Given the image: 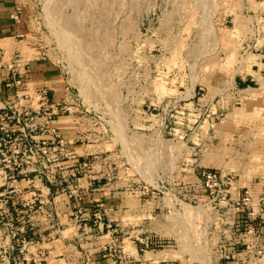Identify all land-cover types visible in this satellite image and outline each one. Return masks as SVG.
I'll return each instance as SVG.
<instances>
[{"label": "rangeland", "instance_id": "rangeland-1", "mask_svg": "<svg viewBox=\"0 0 264 264\" xmlns=\"http://www.w3.org/2000/svg\"><path fill=\"white\" fill-rule=\"evenodd\" d=\"M20 3L31 47L66 76L68 105L79 112L78 142L89 146L103 180L149 188L147 195L171 202L176 197L172 215L183 246L187 220H195L202 240V222L213 218L195 209L205 192L204 170L264 185V0ZM157 213L147 211L151 218ZM141 227L132 234L141 236ZM113 228L110 249L93 253L98 264H108L104 253L126 264L127 253L136 252L129 242L124 251V231ZM90 248L98 247L80 246L86 258ZM199 251L194 258L175 255L176 263L214 264Z\"/></svg>", "mask_w": 264, "mask_h": 264}, {"label": "crops", "instance_id": "crops-1", "mask_svg": "<svg viewBox=\"0 0 264 264\" xmlns=\"http://www.w3.org/2000/svg\"><path fill=\"white\" fill-rule=\"evenodd\" d=\"M20 2L0 0V108L29 110L30 124L33 123L30 132L37 139L50 141L54 137L53 132L47 130L43 133L40 127L48 122V118L40 109L41 101L37 93L41 87H48L52 104L49 108L54 114L48 123L56 127L67 141V152L60 150L55 143L48 160L26 155L13 201L22 208L28 235L37 240L30 246L29 253H43L44 264H83L86 259L87 264H98L96 258L99 254L94 255V251L110 249L116 239L117 228L113 227L121 225L124 251L128 242L133 243L139 255L137 257L136 252L127 253L129 259L126 264H133L132 256L137 259L134 264H174L178 262L176 256L194 258L200 255L199 250L211 255L214 264H228L223 259L225 251L235 255L230 264H264V257L259 262L260 256L253 255L246 247L256 238L239 229L245 221L242 210L236 204L247 186L252 188L255 197H260L264 185L258 178L248 181L245 175H241L232 182L230 204L227 206L218 207L217 201L203 188L205 192L198 197L195 209L211 211L213 218L202 222V240L196 238L195 220H187L185 246L182 237L178 236V221L175 222L172 215L179 204L176 197L171 202L161 196H149L141 187L131 188L121 185L118 180H103L98 162L90 156L89 146L78 142L82 130L77 107L71 105L70 111L59 112L57 103H71L68 99L72 97V92L62 68L31 47L26 38L29 25L26 16L20 13ZM18 55L20 61L15 66L18 71H26L25 82L19 87H7V81L14 78L11 65ZM73 190L75 193H72ZM4 191L5 175L0 170V197ZM34 203L35 208L30 207ZM151 209L158 210L159 214L151 218L147 214ZM96 212H101L100 219ZM137 213L138 222L132 218ZM148 217L156 223L153 233L147 232ZM136 224L142 226L139 228L141 236L132 234V227ZM162 224L171 230L170 234L162 233L165 229ZM260 233L259 240L264 244V222ZM86 239H90L91 243H84ZM148 240H163L165 245L157 249L147 248ZM9 243L0 224V249ZM94 244L98 248H90L91 256L86 258L80 246L92 247ZM108 254H103L108 264H119ZM194 263L201 264V261ZM11 264H14V257Z\"/></svg>", "mask_w": 264, "mask_h": 264}, {"label": "built area", "instance_id": "built-area-1", "mask_svg": "<svg viewBox=\"0 0 264 264\" xmlns=\"http://www.w3.org/2000/svg\"><path fill=\"white\" fill-rule=\"evenodd\" d=\"M19 61L20 55L11 65L14 78L7 81V87H19L25 82L26 71H18L15 66ZM37 93L41 101L40 109L44 111V116L48 118L49 122L54 116L53 112L50 111L52 106L50 89L41 87ZM57 107L60 109L59 112L70 111V105L66 101L57 103ZM30 117L29 110L12 111L0 108V170L5 175V193L0 197V224L5 236L10 240L8 245H3L0 249V264H11L13 257L14 264H44L45 262L43 253H29L30 246L37 240L28 235L22 208L13 201V198L18 188L26 155H36L43 161L48 160L52 155L55 143L60 150L67 152V141L63 134L48 122L40 127L43 133L47 130L53 132V139L50 141L49 139H37L36 135L29 130L33 126V123L30 124ZM202 176L204 188L211 198L217 201L218 207L230 204L229 193L232 179L230 177L225 178L217 170H204ZM143 192L148 194L150 189L145 188ZM72 193H75V190ZM236 204L242 210V218L245 221V224L239 229L256 238L246 247L253 255L260 256L258 261L262 262L264 244L259 239H261L260 230L264 222V196L256 200L252 188L247 186ZM34 205L35 203L30 207L35 208ZM96 215L99 219L101 218V212H96ZM164 245L163 240L146 241L147 248L157 249ZM234 257L235 255L229 251H225L223 254V259L228 264L233 261Z\"/></svg>", "mask_w": 264, "mask_h": 264}, {"label": "bare ground", "instance_id": "bare-ground-1", "mask_svg": "<svg viewBox=\"0 0 264 264\" xmlns=\"http://www.w3.org/2000/svg\"><path fill=\"white\" fill-rule=\"evenodd\" d=\"M91 68H92V66H91ZM85 79V78H84Z\"/></svg>", "mask_w": 264, "mask_h": 264}]
</instances>
